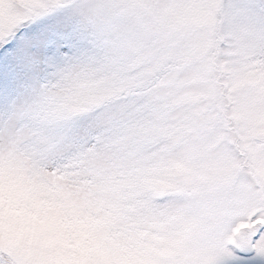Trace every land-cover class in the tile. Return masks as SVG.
<instances>
[{
	"label": "snow or ice",
	"instance_id": "6c2138e0",
	"mask_svg": "<svg viewBox=\"0 0 264 264\" xmlns=\"http://www.w3.org/2000/svg\"><path fill=\"white\" fill-rule=\"evenodd\" d=\"M0 264H264V0H0Z\"/></svg>",
	"mask_w": 264,
	"mask_h": 264
}]
</instances>
